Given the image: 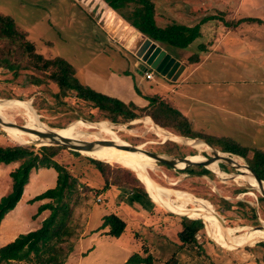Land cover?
<instances>
[{"label":"rangeland","instance_id":"374dc122","mask_svg":"<svg viewBox=\"0 0 264 264\" xmlns=\"http://www.w3.org/2000/svg\"><path fill=\"white\" fill-rule=\"evenodd\" d=\"M151 1L154 4L155 20L158 26L163 27L170 23L193 26L202 19L209 18L200 25L201 37L196 38L185 50H176L173 47L158 43L159 46L167 49L173 57L175 56L186 63L188 58H197L209 46H212L214 43L213 38L219 37L216 35L217 32L224 29L236 30L235 28H242L243 37L254 40L252 48L256 51L253 53L252 58L255 59V63H264V47H261L262 45L264 46V0ZM0 13L13 18L17 28L25 32L27 39L35 45L36 52L46 58L59 56L68 61L75 69L76 77L82 83L103 94L116 97L125 103L132 102L138 107H142V104L145 103L141 90L143 94H147L145 89L146 82L137 73V58L118 41L121 30L125 29L122 26L123 23L119 20L118 14L110 11L102 0H0ZM258 42L262 44H258ZM260 47L261 52L257 51ZM258 64L252 68L257 72ZM221 68L222 65L205 66V70L200 69L194 74L193 79L195 82L189 85L192 86L194 93L200 90V93L202 91L203 94H212L209 96H214L216 93H211L214 87L218 88L217 85L219 87L227 86V88L238 87L237 84H241L238 82V78L241 79L240 74H246L242 72L246 68L245 70L242 68L239 70L232 66L227 69L225 67V70ZM138 69L141 71L140 68ZM186 72L187 70L182 76ZM27 74L25 73L17 80H9L7 78L10 77L0 73V100H26L31 106L32 95L40 94L41 87L36 88L30 85ZM228 74L230 77H227ZM153 75L155 81L162 79L156 73ZM197 77L203 83L198 84ZM256 77L259 79L264 77V75H257ZM215 79L224 82H215ZM164 80L167 81V79ZM190 80H192V77ZM174 83L171 82V86ZM51 89L55 90V86L51 85ZM168 90H170V85ZM172 93L173 90L163 94ZM7 95L11 98H1ZM48 104L50 110H48L49 107H43L40 111H37L31 106L38 121L48 128H61L62 126H55L58 123L66 127L67 124L74 123V120H76H63L61 117L64 114H69V111L59 113L54 103L48 101ZM80 109L86 115L91 114L88 109ZM180 109L182 110V107ZM6 111L9 120L21 125L25 123L27 118L22 112L18 110ZM137 112L140 113L142 111L138 110ZM142 117L144 116L137 119ZM78 119L87 120L83 117ZM101 121L110 123L119 139L139 145L146 150L169 156L190 155L191 157L201 154L200 156L204 157L206 161L212 156V148L208 147L205 141L200 138H188L202 142L203 146L200 149L192 147L191 144L182 143L178 153H171L165 148V143L161 144L171 139H159L152 132H148L149 129L142 122L137 124H131L133 120L126 124L111 123L107 120H92L91 122ZM214 124L216 131L209 128L207 131L203 130L205 131L204 133L198 130V133L211 137L221 135L218 133L220 132L219 129L222 128L219 124ZM197 125L196 123L195 128ZM121 126H125L124 130H119ZM210 126L214 128L212 123ZM77 129L85 135L89 134L85 131L88 129L81 127ZM256 133L260 132L256 131ZM101 136L106 137L104 134H101ZM29 140L31 139L25 136L22 141ZM11 144L34 146V150L40 146L34 143H19L5 132L0 125V145ZM64 147L73 150L67 146ZM213 148L221 152L218 148ZM78 152L83 154L80 151ZM83 155L92 158L98 157L100 159H95H102L101 161L108 163H117L103 159L99 156V152ZM58 160L67 166L69 172L76 179L71 198L67 200L71 210L67 225L71 233L65 241L56 245V249L61 253L62 264H122L134 253H138L143 257L150 255L154 264H168L174 255L178 256L177 264H264V249L259 247L254 249L252 247L257 242L254 243L252 241L253 243L249 245L232 249L238 246V243L217 244L209 238L205 227V232L197 237L202 249L196 246L195 250L190 251L180 247L177 238V232L180 230L178 217H199L187 216L184 212V214H176L168 211L152 198L150 199L157 206L154 205L149 209H144L137 203L129 204L128 200L131 195L122 188L115 186L106 187L101 176L85 159L73 157L68 150H63ZM18 164V161L7 164L0 163V198L10 191L12 181L9 173ZM214 164L218 170L222 171L218 174L219 171L209 170L212 176L197 175V171L201 167H196L190 171H180L168 166L166 168L153 161L154 170L151 172L147 170V172L158 185L171 189L166 194H170L168 196L172 201L177 202V198L179 199L181 194H185L186 196L198 197L208 202L209 200L218 202L219 199H224L232 204L237 202L245 203L246 206H237L233 211L227 210L221 216L228 228L238 229L234 231L236 235L251 234L252 231H247V229L259 225V221H262L264 227V199L259 192L251 188L252 185L248 181L239 178L242 175H237L238 172L231 167V164L219 160L218 163L213 162L210 165ZM235 175L237 177H234ZM55 181L56 173L52 168L31 170L28 183L25 184L26 195H22L14 209L9 211L0 221V246L7 243V238L14 234L17 235L21 232L24 233L38 228L43 218L48 215L49 210H44L38 214L37 209L40 204L48 199L33 203H28L27 200L33 198L36 193L53 187ZM236 189H243L245 192L236 193ZM30 195L32 197H28ZM97 197L100 198L99 201L96 200ZM190 203L184 206L187 213L191 211L195 212L194 214L198 213L199 206L197 202ZM249 208H254L258 222L256 225L250 224L249 217L252 213ZM167 212H171V214ZM212 212L213 209L211 210ZM109 213H116L126 223L125 229L120 236H111L106 234L107 228L103 230L97 227V225L101 224L102 216ZM215 213L218 212L215 211ZM214 220L217 222L216 217ZM217 230L224 235L228 233L218 227ZM99 235L103 236V238ZM78 239L80 240L76 242ZM74 245L77 248L75 247L69 253V247L72 249ZM34 260L35 258L32 257L31 261ZM1 264L27 263L24 261H11Z\"/></svg>","mask_w":264,"mask_h":264},{"label":"trees","instance_id":"16d2710c","mask_svg":"<svg viewBox=\"0 0 264 264\" xmlns=\"http://www.w3.org/2000/svg\"><path fill=\"white\" fill-rule=\"evenodd\" d=\"M102 1L107 8L116 12L124 22L152 41L180 49L187 48L201 35L200 25L209 19L204 18L193 26L170 23L162 27L156 23L154 4L151 0ZM0 73L10 77L7 78L9 80H17L28 73L29 84L36 88L41 87L40 94L32 95L31 106L37 111H40L43 107H49V101L55 104L57 112L69 111V114H64L61 117L63 120L69 121L83 117L90 121L107 120L111 123L126 124L141 116H148L154 124L164 130H169L168 132L172 134L187 138H201L221 152L242 155L256 175L264 181L263 150L243 146L232 138H217L200 134L192 129L191 123L186 117L166 102L148 98L146 106L138 107L132 102L125 103L116 97L92 89L78 80L75 69L65 59L59 56L46 58L36 52L35 45L27 39L25 32L17 28L13 18L1 13ZM51 85L55 86V90L51 89ZM1 98L11 97L7 95ZM80 108L90 110L91 114L86 115ZM48 110H50V107ZM138 110L142 112L138 113ZM55 126L63 127V124L58 123ZM163 143L166 144V147H164L167 151L171 153H178L182 146V144L171 140H166L161 144L163 145ZM63 150H68L73 157L85 159L98 172L106 187L115 186L127 191L131 195L128 200L129 204L137 203L144 209L156 205L148 197L143 182L136 177L130 168H125L120 164L108 163L90 156H84L78 151L69 150L64 146L44 145L34 150V146L0 145V163L19 162L18 166L9 173L12 181L10 191L0 198V221L9 211L14 209L21 199L31 170L52 168L56 173V181L53 187L28 200V203H33L48 199V201L40 204L37 209L38 214L44 210H49L48 215L42 220L37 229L19 233L12 241L0 246V264L11 261H24L27 264H62L61 253L56 249V245L65 241L71 233L67 225L71 213L67 200L71 198L76 182L67 166L58 160ZM156 163L167 168L162 163ZM210 166L217 168L215 164ZM207 169L201 168L197 171V175L212 176L209 171L211 169ZM241 192H245V190L236 189V193ZM209 202L214 206V210L218 212L217 214L220 217L227 210L233 211L237 206H246L243 202L232 204L224 199H219L218 202L209 200ZM249 210L252 213L249 217L250 224L256 225L258 222L254 208H249ZM171 211L184 214L179 209ZM167 213L171 214V212ZM191 217L199 218L178 217L180 230L177 232L180 247L190 251L195 250L196 246L202 249L197 237L205 232L202 218L197 214ZM125 226L126 223L120 216L116 213H109L102 216L99 228H107L106 234L117 237L122 234ZM214 244L216 245V243ZM252 247L254 249L256 247L264 249V240L255 243ZM68 251H71L70 247ZM32 257L35 258L34 261H31ZM177 257V255H174L168 264H177ZM139 263L154 264V261L150 255L143 257L138 253H134L122 264Z\"/></svg>","mask_w":264,"mask_h":264},{"label":"crops","instance_id":"0c3cea01","mask_svg":"<svg viewBox=\"0 0 264 264\" xmlns=\"http://www.w3.org/2000/svg\"><path fill=\"white\" fill-rule=\"evenodd\" d=\"M235 29L236 30L224 29L217 32L216 35L219 37L213 38V45L209 46V48L206 49L204 53L198 55L197 58H188L186 63L174 56V58L184 65L183 70L175 81L170 79L166 81L164 80L166 78L161 75L162 79L159 81L154 80V75L153 80L146 79L142 74L143 71H139L138 68L140 67V63L136 60L137 73L141 75L142 80L146 82L145 89L147 94H143L141 90L142 97L145 101L142 105L144 107L148 104V98L166 102L186 117L191 123L192 129L195 131L198 132L199 130L204 133L209 128L216 131L214 123H217L222 128L219 129L220 132L218 133L221 135L216 136V134H214L217 138H232L243 146L264 151V77H260L259 79L256 77L257 75H264V63H255V59L252 58L253 53L256 51L252 48V46H254V40L243 37L242 28ZM259 43L260 42H258V44ZM261 47L263 48L264 46L262 45ZM261 47L258 48L259 50L257 51L261 52ZM163 49L168 52L167 49ZM173 49L182 51L186 48L180 49L173 47ZM170 55L173 56L172 54ZM256 64H258V72L252 69ZM221 65L222 70L230 66L238 68L239 70L240 68L243 70L246 68V70L242 72H245L247 75L240 74L241 79L238 78V82L241 84H237L238 87L234 86L227 88V86L219 87V85H217L218 88L214 87V90L211 92L216 93L214 96H209L212 94H203L202 91L200 93V90L194 93V90L191 88L192 86H189L190 83L195 82L193 75L200 71V69H204L205 66ZM185 70H187V72L182 76ZM154 73L155 72H153V74ZM191 77L192 80H190ZM227 77H230L229 74ZM197 80L198 84L203 83L198 77ZM171 82H175L173 86H171ZM215 82L223 83L224 81L215 79ZM169 85L170 90H168ZM172 90V94H163L169 93ZM204 96L209 97L205 98ZM139 105L142 106L141 104ZM180 107H182V110ZM196 123L198 125L195 128ZM211 123L214 128L210 126ZM256 131L260 133H256ZM37 194L39 193L35 195ZM22 195H26V185L24 186ZM28 197H32V195ZM99 226L100 225H97L98 228ZM17 235L14 234L7 238L8 242L12 241ZM99 236L103 238V236ZM79 240L80 239L76 240V242ZM75 247L76 245L72 247L71 251H73Z\"/></svg>","mask_w":264,"mask_h":264},{"label":"bare ground","instance_id":"6f19581e","mask_svg":"<svg viewBox=\"0 0 264 264\" xmlns=\"http://www.w3.org/2000/svg\"><path fill=\"white\" fill-rule=\"evenodd\" d=\"M6 110H9V111L18 110L22 112L27 118L25 120L24 125H25V128L30 133H24L13 127L1 125L2 129L5 132H7L13 139L17 140L19 143H30V142L38 141L40 140L38 137H40V138L46 139V140H43L44 142H47L48 140H62V139L73 140V141H76V140L82 141V140H90V139H96V140L106 139V140H112L115 143L125 144V143H121L120 139L118 138L116 133L113 131L112 125H110V123H107V122L101 121V122H95L94 124H90L89 122H85L82 119H78L77 121H74V123H71L67 125L66 127H62L59 129H49L43 123H40L38 121L37 116L28 101H21L17 99L0 100V117H2L4 120H9V117L6 114L7 112ZM141 122L144 124L145 127L149 129L148 132H152L159 139H163V140L171 139L180 144L182 143H185L186 145L191 144L192 147L196 149H200V147L203 146V143L200 141H196L194 139H188V138L184 139V138L176 137V135L171 134L168 131L164 130L163 128L159 127L158 125L154 124L148 116H144L140 119H134L131 124H137ZM76 127L88 129L85 131L88 132L89 134L88 135L83 134ZM124 127L125 126H121L119 130H124ZM101 134H104V136L106 137H102ZM25 136L29 137V139L31 140L22 141ZM75 148H78L80 152L83 154L91 155L93 152H99L100 153L99 156H101L103 159L108 160V161H115L123 165L124 167L130 168L131 170H133L136 177L139 178L143 182L145 186V190H147L148 194L150 195V198L160 203L168 211H171L173 209H179L182 212H184L185 215L187 214V216H192L195 212L191 211L187 213L184 206L189 205L190 202H197V205L199 206V211H197L198 213L196 214L199 215L204 221V227L208 233L209 238L215 241L217 244L218 243L219 244H223V243H233V244L242 243L244 244L245 242H249L250 244L253 242L255 243L257 241L264 240L263 239L264 238V227L261 230L249 228L247 229V231H252L251 234H241V235L234 234V231H237L238 229L234 230L232 228H227L226 231L228 233H226L225 235L221 234L220 232H218L217 227L220 230L222 229L217 224V222L214 220L215 210L213 206L208 201H205L201 198H198V197L192 198V196H188V195L186 196L185 194H181L180 195L181 197H179V199L177 198V202L172 201L169 198V196L166 194V192L171 191V189L169 190V189H166L165 187L158 185L149 173L146 174V170H149L151 172L155 168L154 166H152V160L150 158H147L146 156L138 155L135 152L129 151L131 147L128 145L127 146L125 145L126 150L124 151L117 150L111 147L92 148V150H84V148H88V147H85L83 144H80V145L77 144L75 145ZM200 155L191 156L190 160H195L197 162H204V163L207 162ZM93 158H98V157H93ZM220 161L227 162L228 164H231L232 166L234 164H238V161L236 160L230 161L226 158L220 159ZM179 164H180L179 167H182L183 163H179ZM238 166H241V172H243L242 176L239 178L245 181H248L252 185L253 188L257 189L259 186L250 176V173L248 172V170H246L242 164ZM207 168L213 171H219V173H221L222 171V170L221 171L218 170L217 168L211 167L210 165H207ZM260 185H261L260 188L264 190V182H260ZM188 209H194V208H188ZM195 209H198V208H195ZM212 209H213V212L211 213Z\"/></svg>","mask_w":264,"mask_h":264},{"label":"water","instance_id":"95a60500","mask_svg":"<svg viewBox=\"0 0 264 264\" xmlns=\"http://www.w3.org/2000/svg\"><path fill=\"white\" fill-rule=\"evenodd\" d=\"M119 20L121 21V23H123L122 26L125 29L121 30L118 41L120 44H123V46L126 49H128L131 53L134 54V56L137 58V61L140 63L139 68H141V71H144L147 68H150L155 73L163 76L166 79L175 80L177 76L181 73V71L183 70L184 65L179 60L171 56L168 52H166L156 42L152 41L150 38L146 37L144 34L138 32L137 30L129 26L121 18H119ZM23 101H26V100H23ZM77 120L78 119L74 121H77ZM82 120H84L85 122H89L90 124L95 123V122L87 121L85 119H82ZM0 125L10 126L24 133H30L25 128L24 124L23 125L17 124L12 120H4L2 117H0ZM49 129H59V128H49ZM176 137L182 138L180 136H176ZM38 138L42 141L38 140V141L30 142L28 144L34 143L40 146H44V145L46 146H67L68 148H71L76 151H80L78 148H75V145L77 144L78 145L83 144L85 147H88V148H84V150H92V148L111 147V148L122 150V151L126 150L125 145L126 146L128 145L131 147L129 151L137 152L139 155H143V156H146L147 158H150L153 162H159L174 170H180V171H190L196 167L207 169V165L213 162L218 163L220 159H225V158L230 161L236 160L238 161V164H234L231 167H233L238 172L237 175H242L243 172H241V166H238L242 164L243 167L246 170H248V172L250 173V176L259 186L256 190L259 192L260 196L264 199V190L260 188L261 186L260 182H264V181L261 180L256 175L255 171L247 164L246 159L240 154L231 153V152H219L215 150L207 142L205 143L210 148H212V156H210L208 158V161L204 163V162H195L193 160H190L189 159L190 155L169 156V155L157 153L151 150H146L143 147H140L139 145L131 144L125 140H122L121 138H120L121 143H125V144L115 143L112 140H106V139L105 140L90 139V140H82V141L62 139V140H48L47 142H44L43 140H46V139L40 138V137ZM242 161H244V163H242ZM179 163H183L182 167H179L180 165ZM146 174H148L147 170H146ZM237 175H235L234 177H237ZM148 197L150 198L149 194H148ZM214 216L216 217L218 225L221 227V229L226 230L228 227L224 223L223 219L217 213H215ZM259 222L260 224L255 226L254 229H257V230L263 229L262 221H259ZM246 245H249V242H245L244 244L236 246L232 249L241 248Z\"/></svg>","mask_w":264,"mask_h":264},{"label":"built area","instance_id":"2783aa9c","mask_svg":"<svg viewBox=\"0 0 264 264\" xmlns=\"http://www.w3.org/2000/svg\"><path fill=\"white\" fill-rule=\"evenodd\" d=\"M143 76L146 78V79H149V80H153V71L150 70V69H146L143 71ZM97 201L100 200L99 197L96 198Z\"/></svg>","mask_w":264,"mask_h":264}]
</instances>
